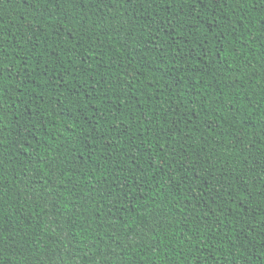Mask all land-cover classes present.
Wrapping results in <instances>:
<instances>
[{"label":"trees","instance_id":"16d2710c","mask_svg":"<svg viewBox=\"0 0 264 264\" xmlns=\"http://www.w3.org/2000/svg\"><path fill=\"white\" fill-rule=\"evenodd\" d=\"M0 264H264V0H0Z\"/></svg>","mask_w":264,"mask_h":264}]
</instances>
